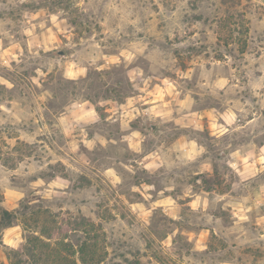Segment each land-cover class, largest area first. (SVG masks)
I'll return each mask as SVG.
<instances>
[{
  "label": "rangeland",
  "instance_id": "rangeland-1",
  "mask_svg": "<svg viewBox=\"0 0 264 264\" xmlns=\"http://www.w3.org/2000/svg\"><path fill=\"white\" fill-rule=\"evenodd\" d=\"M137 78L215 127L132 137ZM182 133L203 155L145 168ZM262 144L264 0H0V264H264Z\"/></svg>",
  "mask_w": 264,
  "mask_h": 264
},
{
  "label": "crops",
  "instance_id": "crops-1",
  "mask_svg": "<svg viewBox=\"0 0 264 264\" xmlns=\"http://www.w3.org/2000/svg\"><path fill=\"white\" fill-rule=\"evenodd\" d=\"M165 81V80H164ZM166 88L164 82L160 83V87L157 90L158 96L154 93V89L146 84L142 83L141 78H137L136 85L138 90L131 97V104L129 106V112L133 119H138V125L133 126L130 130L132 137H137L143 134L142 126L150 120L156 121L162 130L163 124L166 122H172L178 128L192 129L196 131L211 129L215 127L216 115L214 113V107H207L204 109L196 108L195 103L197 97L194 89L186 88V91L181 95L183 90H171L170 84L173 82H166ZM159 85V84H158ZM175 86V85H174ZM161 91V92H160ZM172 92V93H171ZM179 93L181 96H179ZM176 101H175V100ZM178 105V106H175ZM170 108L172 113H169L167 109ZM124 112L127 110H123ZM164 128V127H163ZM132 146L137 151L142 147V141L134 143ZM204 149L199 152L198 156L203 155L205 152V146L199 142L197 138L190 137L187 133H182L176 137L171 143L163 145H155L149 148L145 155V168L154 169L159 168L161 165L166 166V160L171 156L175 158H189L190 154H194L195 150ZM264 150V144L260 147ZM238 149L234 150V153ZM197 157V155H195ZM236 161H233L235 163ZM212 162L207 160V157L201 162V169L211 171ZM201 191H204L203 189ZM205 192V191H204ZM195 196L202 195V192L195 193Z\"/></svg>",
  "mask_w": 264,
  "mask_h": 264
},
{
  "label": "trees",
  "instance_id": "trees-1",
  "mask_svg": "<svg viewBox=\"0 0 264 264\" xmlns=\"http://www.w3.org/2000/svg\"><path fill=\"white\" fill-rule=\"evenodd\" d=\"M238 15L240 17H244L243 12H238ZM16 219H17V212L16 211L9 210L5 207L0 208V245L2 244V237H1L2 229H5L7 227L12 226L14 224V222L16 221ZM80 226H84V224L82 223V224H80ZM34 238L41 239L38 236H34ZM45 244H46V242H45ZM62 245L69 246L71 253H79V259L83 264H92V261L94 258H93V255H91L90 257L88 256V250H87L88 249V242L87 241H84L83 244H81L79 246V249H76L74 247V245L70 242L65 243V241H64V242H62ZM12 251L14 253L19 252V250H15V249ZM75 264H76V262H75Z\"/></svg>",
  "mask_w": 264,
  "mask_h": 264
},
{
  "label": "clouds",
  "instance_id": "clouds-1",
  "mask_svg": "<svg viewBox=\"0 0 264 264\" xmlns=\"http://www.w3.org/2000/svg\"><path fill=\"white\" fill-rule=\"evenodd\" d=\"M223 83H224V82L221 81V85H222ZM226 119L228 120V123L231 124V123L233 122L234 117H232L231 114H229V115L226 117ZM220 131H221V132H223V131H227V129H226V128H222ZM202 151H204V149H202V148L199 149V150H195L194 154H190V155H189V159H194V158H195V155H198L199 152H202ZM233 167H235V165H233Z\"/></svg>",
  "mask_w": 264,
  "mask_h": 264
}]
</instances>
